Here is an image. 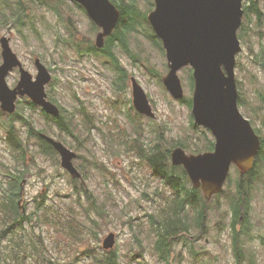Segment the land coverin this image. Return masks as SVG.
Returning <instances> with one entry per match:
<instances>
[{
	"label": "rangeland",
	"instance_id": "rangeland-1",
	"mask_svg": "<svg viewBox=\"0 0 264 264\" xmlns=\"http://www.w3.org/2000/svg\"><path fill=\"white\" fill-rule=\"evenodd\" d=\"M23 1L28 10L27 16L21 18L25 21L21 25L14 21L18 13L14 9V0H11V6L6 5L5 0H0V37H9L13 51L34 76L37 70L34 64L36 57L41 58L50 69L53 80L46 89L49 95L63 106L67 114L71 115L72 124L76 125V135L80 136L82 142L79 143L74 136L63 133L53 122L45 120L39 106L36 109L29 107L26 97L22 98L21 103L23 113L33 120L37 128L45 129L50 136L63 141L79 154L74 159V166L79 168L81 176L72 179L60 165L59 156H41L35 161L31 155L27 156L29 172L24 176L26 182L23 186L22 204L29 212H36L38 201L43 197L45 201L41 209L34 213L31 223H26L22 228L15 227L9 234V239L4 241L6 247H2L0 256L2 263L14 264L10 259L11 252L26 247V264H96L93 254L86 253V249L93 248L96 253L103 251L101 246L104 237L113 232L116 234L113 249L117 250L123 264H165L154 252L156 236L154 229L150 227L149 218L150 215L156 220L160 218L165 198L176 194L174 188L160 179L137 153L125 152L124 147H121L118 154L114 153L110 148V137L115 143L120 142L119 140L123 139H120L118 134L135 133L133 125L140 123L143 129L141 138L148 146L159 142L165 147L178 139H188L189 148L183 147L187 153L207 151L203 150L207 148V141L215 142V137L205 126L192 127V110L188 105L194 89L189 77L191 70L184 67L178 72L185 98H174L163 82V77L168 71L165 49L153 28L150 29L149 21L144 18L152 8L153 0H136L141 8L140 23L136 24L138 30L129 29V25H125L128 28L124 27L120 31L118 26L116 27L114 34L121 32L128 42L127 48L130 49L126 51L121 40L115 43L113 52H116L118 57L117 68L112 55H105L102 50H96L103 55L100 56L92 52L93 48H88L95 42L100 29L93 28L89 15L80 4L81 9L72 0ZM257 2L264 12V0ZM248 3V0L244 2ZM251 17L252 20L248 23L252 40L248 44L251 48L241 41L243 50L238 56L236 67L239 97L246 102L240 104L239 108L254 128L264 135V102L261 101L264 94V67L254 61V54L264 46V22L260 34H255L252 29L257 30L256 17ZM71 31L75 33L77 43L68 41ZM78 44L79 48L76 46ZM1 60L0 55V62ZM19 77V70L13 69L7 76L8 84L13 87ZM133 77L149 96L154 117L141 115L133 107ZM80 102L94 118L93 127L89 132L85 116L77 111ZM7 118L8 115L3 114L0 120ZM131 118L137 122H132ZM16 123L24 131L25 127L21 122ZM153 128L159 129L160 133ZM160 134L162 138L159 141ZM117 145L115 149L119 148V143ZM0 160V180L2 179V185L6 186L8 177L4 171H9L7 166L14 165V161L1 127ZM237 175L236 169L232 168L230 177L235 178ZM261 176L264 178V173ZM76 183L96 196V199H91L92 202L97 201L99 205L105 202L104 216L98 214L97 210L90 211V218L87 216L84 207L76 199ZM189 185L192 186L190 180ZM228 188L233 192L234 182L227 181L224 189ZM3 198V189L0 188V201ZM81 200L87 201L85 192L82 193ZM221 205L226 206L223 201ZM91 219L100 224L99 227H94L98 238L89 228L82 226L84 223L92 225ZM208 220L211 225L208 234L195 237L197 232L194 231L183 235L184 238L177 239L174 243L171 258L176 264H236L229 230L230 213L225 215L223 208H220V211L215 208L210 210ZM250 222L252 234L247 240L248 251L245 255L248 256L249 252H252L257 264H264L262 185L253 193ZM78 223L79 225H76ZM218 223L226 228L220 230L216 227ZM5 225L7 223L0 215V229ZM73 225L83 229L82 239L77 238L79 232L72 228ZM239 226L240 223L237 224V227ZM85 236L87 241H84ZM139 241L142 247L139 246ZM191 244L194 246L191 247ZM131 246L133 249L129 250ZM35 247L43 249L44 255L52 263L44 261ZM191 248L197 251L196 256L191 253ZM244 264L249 262L245 260Z\"/></svg>",
	"mask_w": 264,
	"mask_h": 264
},
{
	"label": "water",
	"instance_id": "water-1",
	"mask_svg": "<svg viewBox=\"0 0 264 264\" xmlns=\"http://www.w3.org/2000/svg\"><path fill=\"white\" fill-rule=\"evenodd\" d=\"M82 4L90 18L101 28L96 38L97 47H103L105 38L118 26L121 11L111 0H74ZM244 0H154V8L147 19L162 40L169 71L163 82L173 97L182 99L184 88L178 71L186 66L193 69L194 91L192 114L198 125L211 130L215 137L214 149L188 154L177 146L171 151L174 165H182L195 188H201L206 199L220 193L232 165L241 175L251 171L263 148L261 137L251 121L239 109V91L236 80L237 55L242 50L238 30L242 24ZM0 107L13 113L18 96H29L48 114L59 116V107L48 100L46 84L52 75L37 58L38 73L24 68L12 50L9 38H0ZM19 67L20 80L13 88L7 82L11 69ZM133 103L135 108L149 116L154 112L147 93L135 77ZM51 142L61 156V164L75 176L80 172L73 164L77 153L63 142L41 134ZM116 242L111 232L103 239V247L112 249ZM0 264L1 259H0Z\"/></svg>",
	"mask_w": 264,
	"mask_h": 264
},
{
	"label": "trees",
	"instance_id": "trees-1",
	"mask_svg": "<svg viewBox=\"0 0 264 264\" xmlns=\"http://www.w3.org/2000/svg\"><path fill=\"white\" fill-rule=\"evenodd\" d=\"M5 1L6 5H12L11 0ZM112 1L117 4L118 8H120L121 11V18L118 23L119 31L124 27H127L125 25H129V27H131L129 29L131 30H138L136 24L140 23L139 13L141 8H139V6L137 5L136 0ZM14 2V9L16 10V12H18L17 15H15L14 21H18V23L23 25L25 21L21 18L23 16H27L28 6H26L23 0H14ZM41 2L44 1L41 0ZM248 2V4H244V21L239 29V37L244 44L252 42L250 34L251 28L248 24L252 20L251 15H254L256 17L255 27L257 30L252 29L255 34L256 32H260L262 22H264V12L259 7L258 2L255 0H248ZM151 4L153 8L154 2L152 1ZM144 18L147 19V16H145ZM4 22H7L6 17L4 18ZM93 28L95 30L98 29L95 23H93ZM150 29H152L151 26ZM114 33L115 30L110 36L106 38L105 46L101 50L105 55H112V57L115 58L114 65L117 68L119 66L118 57L116 55V52H113V50L115 49V43L121 40L124 49L126 51H129L130 49L127 48L128 42H126V38L124 39V37L122 36L123 34H121V32H116V34ZM71 35L73 36H71L68 41L77 43L78 40L75 33L71 31ZM158 40L162 43L161 39L158 38ZM248 45L249 47L251 46L250 44ZM78 46L79 44L77 45V47ZM92 48L95 51L97 49L94 45L92 46ZM251 51L253 52L252 49ZM254 61L264 67V46L261 47L260 51L254 54ZM189 77L191 79L192 86H194L192 73ZM53 100L57 102L55 98H53ZM26 101L28 106L32 109H36L38 107V105L33 103L31 100L26 99ZM261 101L264 102V94L261 96ZM22 102V99L19 100L17 110L13 114H7V119L0 120V127L4 131L7 148L12 154L14 161V165L7 166L9 171H4L5 176L8 177V179L5 181L6 186H3V180H0V188L3 189L4 195V198L0 201V215L4 217V220L7 223L5 227H2L0 229V256H2V247H6V244L4 245L3 243L4 241L9 239V234L13 231V229L15 227L22 228L26 223H31L34 218L33 216H35L34 213L41 209L45 201L44 197L40 201H38L36 205V212H29L27 210V207L22 204V187L25 179L24 176L29 172L27 168V156L31 155L33 161H35L37 157L41 156L56 158L58 157V152L55 150L52 144L41 135L42 133L48 134L46 133L47 131L42 128H37L34 125L33 120H31L29 116H26L23 113V109L21 106ZM238 102L239 105L246 104V102H244V100L240 97L238 99ZM188 105L190 108H192L191 99ZM41 113L43 114L45 120L56 122L60 129L64 128L62 115L61 117L57 118L51 117L44 110H41ZM3 114L6 113L0 109V117ZM190 117L193 122L192 127L196 128L197 125L194 123L192 113ZM131 120L132 122H137L134 118H131ZM17 121H20L21 125L25 127L24 131L22 127L17 126ZM133 126L135 133L126 132L127 134H118L120 139H123L119 140L120 142L115 143L113 141V138L110 137L111 150L114 153L118 154L121 147H124L125 152L132 151L137 153V155L141 159H144L145 163H147V165H149L150 168L154 170L155 174L160 177V179L174 188V192L176 193L173 195V197L168 196L165 198V205L158 220H156L153 215H150L149 218L150 227L154 229V233L156 236L153 249L157 257L161 260H164L165 264H176L172 260L171 256L173 252V245L177 241V239L184 238L183 235L194 231L197 232L195 233V237L208 234L211 230V225L208 220L210 210L216 208L220 211V208H223V213H225V215L228 213H230L231 215L229 230L232 239V249L236 258V264H244L245 260H247L249 264H257V259L252 252H249L248 256L245 254L248 251L247 240L252 234L250 209L253 199V193L258 189L259 186H264V178L261 176V174L264 173L262 172L264 170V148L258 156L253 170L243 176L240 175L239 172H237L238 175L235 178L229 176V180L234 182L233 192L230 190V188L226 190L223 189L222 192L214 195L210 200H207L200 188H194L193 186L189 185L190 179L184 167L174 166L171 162V150L175 146H182L188 149V139H186V141L178 139L172 144L166 145L165 147H162L159 142L148 146L147 143L144 142L143 138H141L143 130L142 125L140 123H135ZM153 130L160 133L159 129L155 130V128H153ZM257 132L261 134L260 131ZM70 135L74 136L79 143L82 142L80 136L76 134ZM158 137V140L160 141V139L162 138V134H160ZM262 139L264 141L263 134ZM117 143H119V148L115 149L118 146ZM206 147L207 148L203 150H213L214 142L208 140ZM0 163H2V160H0ZM99 168L102 169V167ZM75 190L77 192L76 199L84 207L89 218L91 217L90 211L92 210H97L98 214L104 216V213L106 212L104 210L105 202H103L104 204L101 205H99L97 201L92 202L91 199H96V196H94L93 193L89 192L87 188L79 185L78 183H76L75 185ZM84 192L87 195L86 202L81 200L82 193ZM108 196H110V194ZM222 201L226 206L223 207L221 205ZM240 219H242L241 222ZM238 223H240L239 227H237ZM76 225H79V223ZM76 225H73L72 228H75V230L79 232L77 238L82 239L83 236H81V234L83 233V229H81L80 226ZM99 225L100 224L96 220H92V225L84 223V225L82 226H84V228L86 229L89 228L90 231L93 232V235L98 238V232L94 227H99ZM216 227L220 230L226 228L224 225H220V223H218ZM84 241H87L86 236ZM190 242H193V240H190ZM139 246L142 247L140 241ZM190 246L193 247L194 244H191ZM101 247L103 248V246ZM35 249L39 252L44 261L50 262V259L44 255L45 251H43V249L38 247H35ZM131 249H133V246H131L129 250ZM190 251L193 256L197 255V251L194 250V248H191ZM90 252L91 254H93V259L96 264H123L116 249L103 248V251L96 253L93 248H87L86 253ZM11 253L12 256H10V259L14 262V264H26V247L20 248L19 251L17 250L16 252ZM134 256H136V253H134ZM245 256L247 258H245Z\"/></svg>",
	"mask_w": 264,
	"mask_h": 264
},
{
	"label": "flooded vegetation",
	"instance_id": "flooded-vegetation-1",
	"mask_svg": "<svg viewBox=\"0 0 264 264\" xmlns=\"http://www.w3.org/2000/svg\"><path fill=\"white\" fill-rule=\"evenodd\" d=\"M92 51V50H90ZM95 54V51H92ZM101 54V53H99ZM81 105L80 107L77 108V111H80L84 116H85V120H86V126L88 128V132L89 130H91V128L93 127V123H94V118H92V115L90 113L87 112L86 108L82 106V102H80ZM62 109V120H63V124H64V128H59L56 122H53L55 124V126L59 129L62 130L63 133H67V134H76V125L72 124L73 119L71 117L70 114H67L66 110L63 108V106H60ZM66 112V113H65ZM53 117V116H52ZM61 117V116H59ZM57 117V118H59ZM59 120V119H57ZM56 138V137H55ZM58 139V138H57ZM59 140V139H58ZM61 141V140H60ZM63 142V141H62ZM64 143V142H63ZM83 180V179H82Z\"/></svg>",
	"mask_w": 264,
	"mask_h": 264
}]
</instances>
